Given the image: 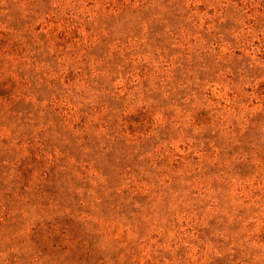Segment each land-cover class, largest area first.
Returning <instances> with one entry per match:
<instances>
[{
    "label": "rangeland",
    "instance_id": "rangeland-1",
    "mask_svg": "<svg viewBox=\"0 0 264 264\" xmlns=\"http://www.w3.org/2000/svg\"><path fill=\"white\" fill-rule=\"evenodd\" d=\"M0 264H264V0H0Z\"/></svg>",
    "mask_w": 264,
    "mask_h": 264
}]
</instances>
